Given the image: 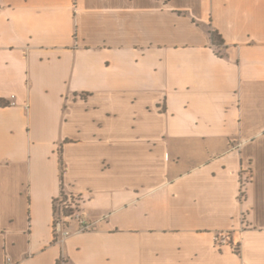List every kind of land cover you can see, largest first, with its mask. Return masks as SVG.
<instances>
[{
	"label": "crops",
	"instance_id": "1",
	"mask_svg": "<svg viewBox=\"0 0 264 264\" xmlns=\"http://www.w3.org/2000/svg\"><path fill=\"white\" fill-rule=\"evenodd\" d=\"M61 263L264 264V0H0V264Z\"/></svg>",
	"mask_w": 264,
	"mask_h": 264
},
{
	"label": "built area",
	"instance_id": "2",
	"mask_svg": "<svg viewBox=\"0 0 264 264\" xmlns=\"http://www.w3.org/2000/svg\"><path fill=\"white\" fill-rule=\"evenodd\" d=\"M247 182L248 179L241 180L240 198L244 196V186ZM82 202V195L68 193L65 190L63 195H59L54 199L53 234L55 242H62L73 233H81L96 228L95 223L88 221L84 217ZM73 224H77L76 229H71V225ZM227 241V233H219L215 237V244L217 246H222Z\"/></svg>",
	"mask_w": 264,
	"mask_h": 264
},
{
	"label": "trees",
	"instance_id": "3",
	"mask_svg": "<svg viewBox=\"0 0 264 264\" xmlns=\"http://www.w3.org/2000/svg\"><path fill=\"white\" fill-rule=\"evenodd\" d=\"M211 37H212V44L216 47V48H221L223 47L224 43L222 40L221 35L218 33L217 30L211 29ZM60 167H61V175L63 173V166H62V158L60 157ZM64 194V189L62 187L60 195Z\"/></svg>",
	"mask_w": 264,
	"mask_h": 264
}]
</instances>
